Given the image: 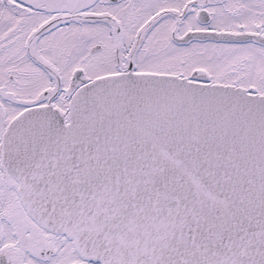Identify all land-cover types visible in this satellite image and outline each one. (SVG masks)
Returning <instances> with one entry per match:
<instances>
[{
    "label": "snow or ice",
    "instance_id": "snow-or-ice-1",
    "mask_svg": "<svg viewBox=\"0 0 264 264\" xmlns=\"http://www.w3.org/2000/svg\"><path fill=\"white\" fill-rule=\"evenodd\" d=\"M0 264H264V0H0Z\"/></svg>",
    "mask_w": 264,
    "mask_h": 264
}]
</instances>
